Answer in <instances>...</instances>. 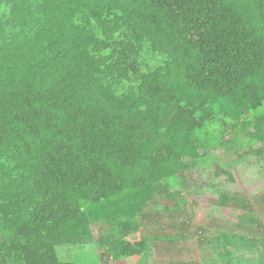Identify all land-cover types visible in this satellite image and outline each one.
<instances>
[{
  "label": "trees",
  "instance_id": "obj_1",
  "mask_svg": "<svg viewBox=\"0 0 264 264\" xmlns=\"http://www.w3.org/2000/svg\"><path fill=\"white\" fill-rule=\"evenodd\" d=\"M259 143L264 0H0V264H264V200L211 183L237 221L181 258L184 173Z\"/></svg>",
  "mask_w": 264,
  "mask_h": 264
},
{
  "label": "rangeland",
  "instance_id": "obj_2",
  "mask_svg": "<svg viewBox=\"0 0 264 264\" xmlns=\"http://www.w3.org/2000/svg\"><path fill=\"white\" fill-rule=\"evenodd\" d=\"M228 135V134H227ZM255 146H264L259 143ZM215 157L209 159L207 163L195 165L184 173L183 186L181 193L185 200L189 202L193 217L188 224V234L185 240V250L182 252L183 259H192L197 257V240L200 229H208L215 225L229 226L230 223L237 221L239 212L230 206H220L214 201L217 194L207 183L215 187H222L233 192L243 194L248 198L257 209L263 206L264 200V159L262 155L255 154L244 155L242 160L233 161L235 155H226L223 149H213ZM224 169L227 173H223ZM171 203V202H168ZM185 210L189 213V205H185ZM258 210V209H257ZM260 217L264 220V211H259ZM165 220V219H164ZM104 227V226H103ZM93 234L96 236L97 228H93ZM135 236V235H134ZM132 236V237H134ZM131 237V238H132ZM60 256L63 259H75L85 257L89 264H108L101 262L99 251L91 246H85L83 249L70 248L60 249ZM154 260H163L160 255H153ZM133 259L127 258L110 264H132Z\"/></svg>",
  "mask_w": 264,
  "mask_h": 264
}]
</instances>
